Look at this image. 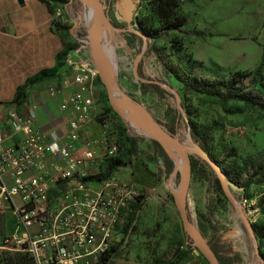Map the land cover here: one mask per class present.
Instances as JSON below:
<instances>
[{"label":"rangeland","instance_id":"1","mask_svg":"<svg viewBox=\"0 0 264 264\" xmlns=\"http://www.w3.org/2000/svg\"><path fill=\"white\" fill-rule=\"evenodd\" d=\"M110 4L104 0L103 12L115 27L109 25L110 28L104 30L101 48L113 71L115 101L138 105L150 121L170 135L172 143L176 140L189 147L191 142H188L182 117L178 119L174 135L168 131L177 105L183 104L188 123L206 134L210 156L219 164L225 178L239 173V181L247 183L244 191L231 189V192L235 201L241 204L248 222L264 226V167L259 169L264 165V110L239 101H221L202 93L184 91L174 76L197 85L199 82L229 80L239 73L234 76L239 80L230 83L229 87L264 102V0L187 2L177 7V13L185 17L184 24L173 29L165 28L148 9L138 18L142 27L151 24L154 37L148 44L150 50L140 58L137 76L135 60L141 52V42L137 33L128 28L138 29L139 24L117 19ZM81 9L80 0H71L65 10L69 17L76 20L80 16L84 23ZM72 34L80 39L74 25ZM108 41H111L110 46ZM73 51L77 67L71 69L72 76L82 60H78L79 56L88 57L97 69V75L86 91L87 100L92 103L88 102L91 121L96 127L92 136H87L88 141L94 139L99 143L101 123L107 125V135L118 147L113 157H126L124 135L135 140V152L130 155V162L110 175L135 181L143 204L135 212L126 232L122 230L125 213L121 214L116 236L109 244L116 250L107 264H166L175 250L185 248L187 242L189 249L177 264H208L183 233L177 210L180 174L168 151L153 142L131 108L116 110L111 106L104 71L87 43L78 41ZM256 69L260 74L254 73ZM140 78L158 81L162 86L144 90ZM93 145L94 142L90 143L91 147ZM173 154L178 159L174 150ZM135 158L140 161L141 168H146L147 175L142 169L133 171ZM105 159L101 157L89 170V179L103 175ZM205 170L209 172L207 167ZM185 215L201 240L225 256L224 264H259L233 206L201 174L200 167L188 168ZM13 226L10 214L0 212V240L12 231ZM261 250L264 252V247ZM0 253L11 258L16 252L0 247Z\"/></svg>","mask_w":264,"mask_h":264},{"label":"built area","instance_id":"2","mask_svg":"<svg viewBox=\"0 0 264 264\" xmlns=\"http://www.w3.org/2000/svg\"><path fill=\"white\" fill-rule=\"evenodd\" d=\"M108 1L115 14L117 0ZM141 2L137 0L129 23H136ZM99 4L104 11V0ZM81 13L85 21L83 8ZM52 20L72 25L76 21L77 40L86 43L87 20L72 19L58 7ZM96 75L93 62L84 58L73 75V88L58 105L60 111L72 112L63 139L46 137L30 112L19 113L13 102L0 103V212H8L14 225L0 247L25 252L34 264H95L114 241L122 210L138 195L132 181L114 175L88 178L98 161L90 145L80 155L73 153L79 129L91 120L85 93ZM47 92L54 95L57 89L49 87ZM100 128L101 157H112L118 147L110 141L107 125L101 123Z\"/></svg>","mask_w":264,"mask_h":264},{"label":"crops","instance_id":"3","mask_svg":"<svg viewBox=\"0 0 264 264\" xmlns=\"http://www.w3.org/2000/svg\"><path fill=\"white\" fill-rule=\"evenodd\" d=\"M51 23L52 14L41 0H0V103L5 105L11 102L18 85L39 70L53 67L55 54L65 44L73 43L72 36H67L63 30L54 29ZM74 54L73 50H69L59 73L33 84L16 108L22 114L30 112L35 125L48 138L63 139L66 122L72 116L71 111H60L58 105L74 86L70 72L77 67ZM77 58L80 61L86 56ZM49 87H55L57 92L49 95ZM85 95L87 99V93ZM90 121L79 129L73 153L80 155L83 149L94 142L92 148L99 161L102 154L100 142L96 143L94 139L89 142L87 138L92 136L96 128L95 123ZM16 139V135L12 137V140ZM57 186L61 188L62 182H58Z\"/></svg>","mask_w":264,"mask_h":264},{"label":"trees","instance_id":"4","mask_svg":"<svg viewBox=\"0 0 264 264\" xmlns=\"http://www.w3.org/2000/svg\"><path fill=\"white\" fill-rule=\"evenodd\" d=\"M41 1L47 4L48 9L51 14H53L54 10L57 7L62 10L63 14H66L65 7L66 5L70 4L71 0H41ZM180 5L182 4L178 3L176 0H142L141 5H140L141 15L136 16V23L139 24L138 29H135L133 31L137 33L135 35L138 37L139 41L141 42V52H139L135 60V65L136 66L138 65V69L135 70L136 76L138 75V73H140V58L142 55H144L145 52L150 50V47L148 46V44L150 40L154 37L152 33L153 29H151V24H145V27L140 26L141 24L140 18L138 17L142 16V14L144 12H147L149 9L152 11L153 14H155V16L158 18V21L162 22L165 28L167 29L177 28V27L182 26L185 22L184 15L177 13V7ZM109 23L111 24V26L115 27L110 20H109ZM51 24L54 29L63 30L67 36L68 35L72 36L73 43L65 44L63 48L55 54V63L53 67L39 70L35 74L26 78L22 84L16 87L13 98L11 100V102L15 104L16 108H18L20 104L23 102V100L25 99L27 90L33 84H35L36 82L42 81L44 79L54 77L59 73V71L61 70L62 66L64 65L66 61V56H67L68 51L73 50L78 45L77 38H75L73 36L74 34H72V24L70 25L71 26L70 27L69 25L67 26V25L58 23L56 22V20H52ZM254 73L260 74L259 69H256ZM237 74L239 73H235V75ZM235 75H233V77L229 80L221 79L219 81H214L211 83H203V82L200 83L199 82V84L197 85L192 81H187L186 79L180 78L176 74L174 76L181 83L182 89L184 91H187V92L193 91V92L202 93L207 96L217 98L221 101H227V100L239 101L246 106L255 107L259 110H264L263 101H257L254 98L249 97L245 95L244 93L229 87L230 83L237 82L239 80V78L234 77ZM140 80H141L140 81L141 88L144 90L150 89V88L159 89V86H162V84L159 83L158 81L147 80L144 78H140ZM180 117L184 119V124L187 130L188 142H191L192 144H196L202 151H204L205 153L209 155V157H211L206 134L201 133L194 127L193 124L188 123L186 113L183 109V104H181L180 106L177 105V110H175L173 121L171 122V125L168 126L169 133L171 135H174L173 131L175 130L177 123L179 121L178 119ZM124 137L127 143V147L125 150L126 157H120V156L113 157L112 156V157H108L107 159H105L103 163L104 173L102 176H99V177L109 176L113 170L117 169L120 166H124L130 162V155L135 152V140L132 137L127 136V135L126 136L124 135ZM153 142L156 144H159L158 142L154 140ZM187 159H188L189 169L195 170L198 167H200L201 174L208 178L209 182L223 195L226 201H229L231 203L232 206H233L232 201H235V199L232 195L231 189L237 190V191L238 190L244 191L245 186H247L246 182L239 181V173H235L233 176H228L227 178L229 179V181H231L236 187V188H232L230 186H227V192L231 196L229 197L226 195V193L221 188L220 183L216 175L214 174L213 170L211 169V167L203 159H201L199 156H197L194 153L188 154ZM169 164L171 165L172 162L169 161ZM140 165H141L140 161L135 158L132 163L133 171L142 169L143 170L142 173H145L147 175L148 173L146 171V168L144 166L141 168ZM205 167L208 168L209 172H206ZM263 167L264 165H260L259 169H262ZM132 182L135 183V181H132ZM142 202H143V199L141 195H137L135 199L128 204L127 208H124L122 210V213L123 212L125 213V221L122 226V230L124 232H126L130 223L134 219L135 212L138 209H140V207L142 206L143 204ZM239 207L240 209H243L240 203H239ZM249 224L252 228V232L256 240L257 251H255L252 248L253 252L255 253V257L258 259L259 264H264V252L261 250L264 247V226L258 227L254 225L253 223H249ZM186 238L191 241V239L187 235H186ZM208 247L213 257L215 258V261L217 262V264H224L226 260L225 256L218 254L216 248L212 246L211 244L208 245ZM188 249H189V243L187 242L185 248H180V249L178 248L175 250L172 258L166 264H177L185 256ZM115 250H116L115 246L109 247L108 249H106L100 255L98 261L95 264H107L110 258L112 257L113 253L115 252ZM6 255L7 254L0 253V263L2 262L3 264H7V260H9L8 264H34L32 259L25 252H16L14 253V255H11V258L9 257L7 258ZM4 259L5 261H3Z\"/></svg>","mask_w":264,"mask_h":264},{"label":"water","instance_id":"5","mask_svg":"<svg viewBox=\"0 0 264 264\" xmlns=\"http://www.w3.org/2000/svg\"><path fill=\"white\" fill-rule=\"evenodd\" d=\"M84 13L86 15V43L90 48V51L98 61L99 65L102 67V70L105 74V81L107 84V95L110 101V104L113 108L118 110L120 107H129L131 108L137 117L139 118L143 128L148 133V135L160 145L165 147L171 156V160L180 174V189L177 198V210L182 224L183 232L191 239L192 244L197 248L200 254L204 257L208 264H217L215 258L213 257L208 245L201 240L197 232L189 226V223L185 215V197L186 190L188 185V159L187 156L190 153H194L203 159L213 170L216 175L221 188L226 193L227 196L231 197L227 192V186L236 188L235 185L225 178L224 173L220 169V166L215 162L207 153L202 151L196 144H192L189 147H186L184 144L179 143L174 140L171 142V137L168 135L161 127L155 125L152 121L149 120L147 113L141 109L138 105L131 103L116 102L113 96L115 80L112 78V70L106 61L103 49L101 48V38L104 34L105 29H109L111 24L109 23V18L105 15L102 8L100 7L99 0H80ZM137 0H117L115 15L120 16L121 20L125 23H129L132 19V12L136 7ZM76 24V21H73V25ZM110 25V26H109ZM106 27V28H105ZM113 28V26H112ZM131 31H134L135 28L129 27ZM121 30V29H120ZM111 41H108L110 46ZM135 69V66H134ZM114 75V74H113ZM174 95L176 94L173 92ZM173 150L178 156V159H175ZM234 210L236 211L244 231L247 235V238L250 242L251 247L257 251L256 240L254 238L252 228L245 217V212L243 209H240L239 203L232 201Z\"/></svg>","mask_w":264,"mask_h":264},{"label":"bare ground","instance_id":"6","mask_svg":"<svg viewBox=\"0 0 264 264\" xmlns=\"http://www.w3.org/2000/svg\"><path fill=\"white\" fill-rule=\"evenodd\" d=\"M111 48V47H110ZM112 53V52H111Z\"/></svg>","mask_w":264,"mask_h":264}]
</instances>
